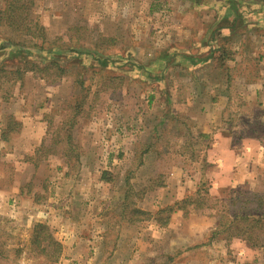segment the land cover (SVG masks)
I'll return each instance as SVG.
<instances>
[{
	"label": "rangeland",
	"instance_id": "1",
	"mask_svg": "<svg viewBox=\"0 0 264 264\" xmlns=\"http://www.w3.org/2000/svg\"><path fill=\"white\" fill-rule=\"evenodd\" d=\"M13 1L0 0V10L3 12ZM23 1V22L43 26L45 40H32L21 31L12 33L1 16L0 68L14 70L26 63L44 67L58 62L62 70L60 74L52 67L45 73L28 72L21 81L5 83L0 89V134L5 142L0 145V264H108L105 258L114 254L123 264L128 252L118 256L116 251L123 225L157 223L166 217L170 223L163 229L162 243L141 247L145 256L151 252L147 249L160 254L155 264H197L194 261L198 259L201 264H264V234L256 247L241 239L228 240L218 228V208L188 206L187 210L157 215L180 202L173 203L168 194L152 202L158 209L150 213L151 217L141 214L143 210L138 207L139 200L155 195L164 184L159 168L177 165L181 156L186 157L184 171L181 183L173 190L174 199L176 195L194 197L200 188L205 194L209 192L206 197L211 199L204 202L206 206L238 193L264 194V0ZM122 1L140 8L123 12L122 6L127 4L121 6ZM232 4L242 15L235 22V16L232 20L225 16ZM150 5L154 10L151 14L147 13ZM171 20L177 24L172 30ZM232 23L237 32H218L220 26ZM179 33L184 38L176 41L172 36L177 38ZM8 38L19 45L4 47ZM187 56L208 60L193 67ZM192 77L209 87L200 92L205 99L221 92L229 95L230 106L223 120L233 133L234 153L224 155V178L230 177V181L236 175L240 181L230 188L218 185L212 192L217 175L205 176L209 139L198 137L187 122L184 108L178 110L176 102L168 101L169 97H181V91L172 87ZM187 89L182 93L186 97L193 91ZM171 110L178 117L168 118L155 134L156 119ZM9 124L12 130L3 139ZM23 132L31 137L45 132L43 144L33 154L23 149ZM88 171L93 172L90 177ZM16 178L25 189L23 201L14 189ZM79 182L81 188L75 190ZM107 193L110 199L105 202L93 203L88 198ZM73 197L74 210H65L62 204ZM66 203L70 205V201ZM44 210L53 211L50 223L44 220ZM75 212L84 218L71 223L62 220L65 226L81 224L80 238L108 243L102 252L85 247L84 260L68 256L64 239L57 235L58 214ZM175 214L180 217L171 228ZM95 219L102 220V240L93 235V230L97 233L92 226ZM38 223L49 226L63 245L62 255L55 262L32 242ZM204 227H210L207 239L202 233ZM174 228L178 234L171 237ZM215 232L218 234L213 236ZM122 233L129 238L125 228ZM184 237L205 240L207 247L200 250L172 245Z\"/></svg>",
	"mask_w": 264,
	"mask_h": 264
},
{
	"label": "crops",
	"instance_id": "2",
	"mask_svg": "<svg viewBox=\"0 0 264 264\" xmlns=\"http://www.w3.org/2000/svg\"><path fill=\"white\" fill-rule=\"evenodd\" d=\"M130 1V0H129ZM145 0H140L139 2H144ZM128 2V1H127ZM127 2L125 3V1L121 2V6L124 4H127ZM151 3V2H149ZM129 4V3H128ZM124 5L123 8V12L125 11V9L127 11L130 10H134V11H138L140 8L134 5L132 8L130 5ZM138 4V3H137ZM111 7H114L113 5H111ZM127 6V7H126ZM90 8V7H89ZM143 10L144 12H146V9H144L143 6ZM153 5H150L147 9V13L151 14L153 12ZM169 26L171 27V30L175 27H177V24L174 23V20L171 22H169ZM224 31H226L227 29H223ZM228 31V30H227ZM174 33V32H173ZM170 34H172V31H170ZM178 34V33H177ZM180 35L176 38L174 36H172L176 41H181L182 36H184L182 33H179ZM231 34V33H230ZM171 38V39H173ZM149 39V38H148ZM150 40V39H149ZM182 55L179 56H175V58H181ZM188 57V56H187ZM194 61L188 60L191 65L197 66L199 64H203L205 62H207L205 60V58H194ZM165 71H162L161 74H164ZM197 73V72H196ZM161 78V77H160ZM193 78V77H192ZM192 78L189 79V81H187L184 84H179L176 85L172 88L178 89L179 91H181L179 93V96L181 97H177L176 100H174V98L169 97L168 101H171L170 103L176 102L175 107L178 110H181V108H184V114L187 112V122L191 123L193 125L192 131L194 132V129L197 130L198 134H202L204 136L207 137V139H209V147L207 146V155H204L205 160L208 162L209 165H207V168L205 169V176L206 177H213L216 178L217 175V181L213 182V185H216L213 189L215 190L217 188L218 185H220L221 187L225 186L226 188H230L229 186L232 185H236L239 181V179H237L236 175L234 176L233 180L229 178L225 179L224 175L226 173V169H227V161H226V156H224L225 154H227V156H230L229 154L234 153L233 152V142H232V132L230 130L227 129V124L225 123V121L223 120V114L225 113V110L230 106V98L229 95L226 96V92H221L218 96L214 95L213 97H211L210 99L208 98H204L205 95H203L202 93H200L202 91V89H209V87L205 84V83H197L194 78L192 80ZM258 85V84H257ZM187 88H191L193 89V91L188 95V97H186L184 93L186 90H188ZM224 88V87H223ZM258 89L260 87H257ZM225 89H227L225 87ZM174 101V102H173ZM181 105V107L179 108L178 106ZM174 108V107H173ZM190 111V112H189ZM177 115V112L171 110V112L166 113V115H163L162 117H158L157 120V124H155L154 126V130L153 132L156 134L160 131L161 127L166 125V122L168 120V118H172L175 117ZM16 117V115H15ZM182 117V115L179 116V118ZM185 119V118H184ZM185 119V120H186ZM21 122V121H20ZM26 132V129L24 130ZM23 132V149L26 152H30L31 154L34 153V151L36 150V148L40 147L43 144V135H45V132L42 133V135L40 133H37L36 135H33V137L29 136L28 132L25 133ZM0 140L1 139V134H0ZM0 141V145L4 146L3 141ZM255 141V140H252ZM211 142V143H210ZM147 155L150 154V151L145 152ZM165 154V153H164ZM163 154V155H164ZM212 154H214V156H212ZM185 158L181 156V159H177V160H182V161H178L177 165H171L169 167V169H164V168H159V173L164 174L165 178H164V184L159 186L158 190L154 191L155 195H147L144 196L141 200H139V204L138 207L142 208L141 210H146L145 212L150 211L151 212H155L156 208L154 204H152V202L155 203V201L159 198H161V194H168L169 196V200H172L173 203L174 201H182L184 199H186L187 197L184 195H176V198H172L173 197V190L176 188V186L178 184L181 183V178L183 176V162L185 163ZM238 160L239 158L235 157V160ZM236 160V161H237ZM236 164V163H235ZM66 165V164H65ZM163 165V164H162ZM25 166L26 163H25ZM65 168V166H64ZM235 169V168H234ZM90 170H92L91 166H90ZM91 173H93L92 171H88V176H91ZM236 174H238L237 169H236ZM210 177V178H211ZM221 177V178H219ZM90 180H92V178H89ZM224 180V181H223ZM233 181V183H232ZM64 183V181H63ZM90 183H92L90 181ZM100 183L105 184L104 181H101ZM62 184V183H59ZM63 185V184H62ZM60 187V185L58 186V188ZM58 190H62V189H58ZM81 188L80 186V182L77 183V185L75 186V190ZM14 189L15 192L18 196V198L23 201L25 198L23 196V187L21 184L18 183L17 178L14 181ZM221 192V190H218V192ZM59 192V191H58ZM76 192V191H75ZM153 192V193H154ZM170 192V193H169ZM219 192V194H220ZM224 192H221V194H223ZM157 195V196H156ZM90 201H93V203H96V201H100V202H105L107 200L110 199L108 193L107 194H103V195H90L88 196ZM70 201V205H68L66 202ZM71 202L74 203L75 199L74 197L71 199L69 198L68 200L65 201L64 204L65 205V210L66 209H71L74 210L75 206L71 205ZM170 206V205H168ZM53 211H50V213H52ZM44 213L47 214L46 218L44 219L46 222L49 221V214L47 210H44ZM54 215V214H53ZM83 215V214H82ZM82 215L78 214L77 212L71 214V213H65L63 215L58 214V219L57 220V235L60 236L62 239H64L62 241V244L64 245V251L68 252V256H73L74 258H81V260H84V252H85V247H88V249H94V251L96 252H102L105 250V248L108 247V243L106 242H101L98 243V241L92 242L91 240H85L83 238H80L81 236V231L84 228L81 227V224H78V227H72L69 226H65V224H63V221L67 222V223H71L74 220L79 221L80 218H84ZM96 217L98 216L97 213H95ZM94 215V218H95ZM180 217V215L175 214V217H173L171 219V228L174 225L175 221H178V218ZM184 217L182 216L181 219H183ZM185 219V218H184ZM204 219H209V218H204ZM63 220V221H62ZM96 222H100V223H96ZM95 228V231L93 230V235L96 237V235H98V238L102 240L101 237H103L105 234L103 233V236H100V234L102 233V228L103 231L105 230L102 224V220L100 221V219H95L94 224L92 225ZM123 229L125 228L126 232H129V238L123 237L122 236V231L120 232L121 238L117 237L118 240V248L116 249L118 256L121 252L125 251L128 252V255L126 257V259L124 260L123 264H155L157 262L160 261V254L157 252H154L151 249H147L150 250L147 256L146 253H144V249L142 250L141 247L143 246H149L150 243H153L154 245H156L157 243H162L163 241V234L165 233L163 229H165L164 227H161L158 222H138L136 224H131V223H127L123 225ZM205 228V229H204ZM202 233L204 234L205 232V238L207 239L209 231H210V227H204ZM174 231L170 232L171 237L178 234L175 231V228L173 229ZM142 231V232H141ZM122 233V234H121ZM202 234V235H203ZM183 236V235H182ZM188 236V235H187ZM94 237V239H96ZM171 239H176V237H173ZM183 240H180V242H174L172 243L173 246H177L178 243L181 245V247H184L185 245L187 246V248L193 249V248H197L200 250H205V248L207 246V243H205V240L202 241H198L196 242L195 240H193L192 238L188 237H184L182 238ZM104 240H106V237L104 238ZM166 241V240H165ZM89 244V245H88ZM91 244L93 245V247H90ZM222 244V243H219ZM151 247V246H150ZM217 247L220 248V245H218ZM223 247H226L225 245ZM146 250V252H147ZM144 254V255H143ZM115 255V254H114ZM111 256L110 258H105L106 261H108L112 264H122V261L119 260L117 258V256ZM110 256V254H109ZM146 257H148V261L145 259ZM93 260H95V258H91ZM164 259V258H161ZM197 264H201V261L196 260L194 261ZM256 263V262H255ZM189 264V263H187ZM218 264H220V262H218Z\"/></svg>",
	"mask_w": 264,
	"mask_h": 264
},
{
	"label": "trees",
	"instance_id": "3",
	"mask_svg": "<svg viewBox=\"0 0 264 264\" xmlns=\"http://www.w3.org/2000/svg\"><path fill=\"white\" fill-rule=\"evenodd\" d=\"M20 4L26 3L23 0H14L8 6L4 7L3 12L0 10V21H2V17L4 15V21H6L4 24L7 30L11 31L12 33H17L18 31L23 33L25 32L27 36L32 38V40L35 38H42L45 40V29L43 26L33 23L32 25L27 26L23 22L22 14L24 13L25 7L21 6ZM230 9L231 10L225 16H228L231 20L233 19L232 17L235 16L233 22L242 18V15L240 14L238 8H236L235 4H232ZM223 29L230 30L231 34L238 31V29H236L234 26V23L226 27L220 26L218 28V32ZM17 44L18 43H16L13 39L8 38L5 40L3 46L12 47ZM212 52L210 56H214ZM186 59L194 61L193 57H187ZM207 60L208 59H206V61ZM100 62H102V60ZM29 65V63H26L25 67H19L14 70L6 69L5 66L0 68V89L5 83L14 84L18 81H21L28 72L45 73L50 67H52L53 69H56V72H58L57 74H60L62 70L59 67L58 62H52L51 64L44 67H41L37 64H34L31 67H29ZM102 67H104V65H102ZM11 130L12 128L9 124V127L4 129L2 138L6 139V136H4L5 133H9ZM198 137L207 138L202 134H199ZM206 196H209V192L208 194H205V192H203L200 188L194 197H187L179 203H175V205L172 207H167L166 209L160 210L157 215H163L165 212L171 214L178 210H187L186 208L188 206H193L195 209L218 208L219 213H216L219 216L218 228L227 234L228 240L241 239L251 243L255 247L259 246V241L264 234V194L238 193L237 195H233L227 199L214 201L212 205L209 204L208 206H206L204 202L210 203V197L207 198ZM139 212L141 214H146L149 217L152 216L150 213L145 211ZM186 212L187 211H185L184 215L185 218L188 216ZM157 220L161 227H165L170 223V217H166L164 220ZM216 234L218 233H213V236ZM32 242L33 244L37 245V247L40 248L41 253H43L52 262L57 261L62 255L63 245L56 239L50 227L45 224L38 223L35 225Z\"/></svg>",
	"mask_w": 264,
	"mask_h": 264
}]
</instances>
